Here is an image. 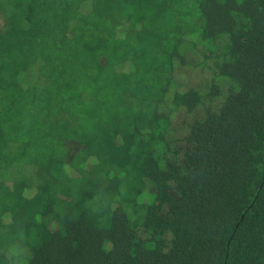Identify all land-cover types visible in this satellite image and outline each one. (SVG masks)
<instances>
[{
	"label": "trees",
	"instance_id": "16d2710c",
	"mask_svg": "<svg viewBox=\"0 0 264 264\" xmlns=\"http://www.w3.org/2000/svg\"><path fill=\"white\" fill-rule=\"evenodd\" d=\"M0 264H264V0H0Z\"/></svg>",
	"mask_w": 264,
	"mask_h": 264
},
{
	"label": "rangeland",
	"instance_id": "374dc122",
	"mask_svg": "<svg viewBox=\"0 0 264 264\" xmlns=\"http://www.w3.org/2000/svg\"><path fill=\"white\" fill-rule=\"evenodd\" d=\"M190 63L193 64V59L190 60ZM185 72H186L185 76L179 75L180 76L179 80L186 87L204 85L210 82L209 80H211V78H209L210 77L209 75L212 74V72H206L204 66L202 65L200 67L199 66L197 67L195 64H193ZM185 120H186V116L182 114L179 116V121H178V116L174 118V128L176 129L178 136H181L183 134V130H180L179 127L183 129V125H184L183 122H185Z\"/></svg>",
	"mask_w": 264,
	"mask_h": 264
}]
</instances>
